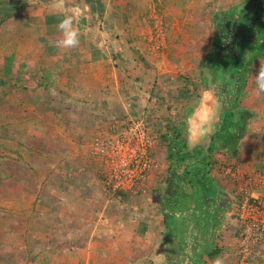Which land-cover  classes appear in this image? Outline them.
Instances as JSON below:
<instances>
[{
	"label": "crops",
	"instance_id": "1",
	"mask_svg": "<svg viewBox=\"0 0 264 264\" xmlns=\"http://www.w3.org/2000/svg\"><path fill=\"white\" fill-rule=\"evenodd\" d=\"M107 1L110 3V0ZM53 3L54 0H0V126L4 125L6 131L10 132L9 138H13L16 141L15 144L43 150L38 155L35 153L37 159L31 158L27 161L29 166L38 165V173L30 167L26 169L24 162L0 158V167L5 166L1 168L5 171L3 175L5 178L0 180V264H4L6 260L8 264H45L46 261V264H57V260L60 259H69L73 262L76 260V253L69 249H78L80 246L83 248L80 250L88 252L91 239L92 244L96 246V252L91 257L100 258L101 264H113V257L116 254L126 260L134 256L133 259L139 262L149 259L152 264H176L175 256L178 252H185L184 258H187V262L182 264H190L191 257L199 260L200 264H214L218 256L226 260L225 264H237L236 258H229L232 255L231 251L234 253L235 250L234 245L231 248V242L237 239L232 238L225 228L219 231L224 227L222 224L224 217L230 219L233 216V210L229 211V209L234 185L230 180L219 175L217 169L225 163L232 165L244 163V155L241 154L245 146L240 143L247 139L246 136L238 142L237 156L232 157L226 149H222L220 151L227 152L229 156H220L218 159L213 156L211 159L212 164L208 168L209 178L219 190L216 200L222 204L216 224L212 225L208 211L205 209L208 204L197 207L195 199L193 200L186 190H184L186 200L183 201L176 193L172 194L168 198L174 200H171L175 205L174 209L160 213L163 206H159L157 196L167 187L164 180L168 169L166 151L163 153L166 176L154 179L151 175L142 193L131 196L135 198V202L127 204L132 209H136L135 211L140 215L144 205L142 200L149 201L152 204L151 208L158 212L156 224L148 221L147 218L143 221L147 227L144 236L149 240L146 242L139 243L138 240L132 244L127 236L126 230L134 231L140 219L126 225L113 224L111 229H118L115 237L98 238L94 232L90 231L92 222L89 217L94 216L91 212L98 210L96 206L99 205V199L104 197L105 189L96 173L97 167L90 158L89 150H85V159L80 160L79 157L72 156L71 160L74 158V161L70 165L63 159V154L54 157L55 167L49 169L50 172L53 171L52 177L48 174L47 166H51L48 164L50 158L38 156L46 154L45 150L49 149L52 143L54 144L51 148H55L58 142L62 144L61 139L57 140L61 135H53L54 140L51 144L46 142L50 139L52 132H49V135L39 134L36 140L34 124L40 122L50 127L52 124L55 125V121L62 123L61 119H65L67 115L66 109L72 106L73 102L86 103L95 99L94 86H87L90 82L82 84L81 80H72L71 74V71L76 69L77 60L88 62L95 57L92 40L95 15L91 13L85 0H64V7L75 14V27H78L79 22L85 19V25H82L79 31V46L67 50L58 45L61 33L57 25L63 19V14L53 9ZM106 11L105 5L104 12ZM90 22L93 23L92 28H88ZM86 111L88 117L85 118V123L87 124L93 117L89 114L95 113L91 108ZM209 114L207 113L202 122L206 123ZM36 115L38 119L43 120H36ZM193 121L199 123L196 118ZM88 125L86 127L89 132H92L93 123ZM195 132L201 134L202 130L197 129ZM195 139L192 137L191 140L196 141ZM35 140L38 146L34 145ZM78 143H80L79 140ZM76 144L77 139L72 145ZM261 179L263 183L260 191L264 203V177L261 176ZM162 183L164 188L159 192L158 188ZM84 196H90L93 207L85 201ZM26 198L30 199L29 205L32 203L26 211L14 213V210L10 212L13 208H2L5 207L3 204H10L9 207L18 205V200L26 201ZM3 199L7 202L1 201ZM227 201L229 203L225 204ZM90 207L95 210H90ZM82 210H85L82 214L84 219L88 218V221L85 220L88 223L83 224V230L80 229L79 232L76 227L79 223L77 214ZM167 214L171 219L169 222L167 219L165 221ZM234 223L237 228L236 222ZM109 230L107 229V234ZM122 231L126 233L125 236L122 235ZM74 233L78 235L75 236ZM221 233L227 234L228 237L222 236ZM131 244L130 250L118 248V246L126 248ZM109 246L114 252L112 258H107ZM181 249L184 251H179ZM215 249L218 250V255L209 256ZM66 253H69L68 258ZM260 254L264 255V247ZM262 258L264 264V256Z\"/></svg>",
	"mask_w": 264,
	"mask_h": 264
},
{
	"label": "rangeland",
	"instance_id": "2",
	"mask_svg": "<svg viewBox=\"0 0 264 264\" xmlns=\"http://www.w3.org/2000/svg\"><path fill=\"white\" fill-rule=\"evenodd\" d=\"M243 1L110 0V3H108L105 0L107 11L104 12L101 18L95 16V26L92 33L94 50H99V54L88 62L80 61L81 59L77 60L76 69L71 71L72 80H81L82 84L90 82L87 86H94L95 99L86 103L79 101L76 104L73 102L72 106L66 109L67 115H65V119H61L62 123L55 121V125L52 124L50 127L40 122L34 124V132L37 134L36 140H38L39 134L49 135V132H52L50 139L46 142V144H51L54 140L53 135H61L57 140L61 139L62 144L58 142V144H55V148H51L54 144L52 143L51 147L45 150L46 154L38 156L39 158L41 156L50 158L48 164L51 166H47L48 174L52 177L53 171L50 172L49 169L55 167L54 157L63 154V159L66 160L65 162L68 165L72 164L75 157H79L80 160L85 159V150H89L88 142L92 135L112 124L123 123L124 120L129 118H138L146 122L150 133L156 139L155 157L158 168L152 174L154 179L166 176L163 153L166 151L165 147L177 146L179 143L177 141L180 138L177 136L178 139L176 140V138H173V134L180 126L185 131L188 148H192L196 144L203 145L202 153H204L209 139L219 129L223 111L221 96H217L219 90L203 63L212 49L214 16ZM261 51V56L253 61V66L246 75L247 86L239 94L238 100V107L251 113L243 122L244 130L241 139L245 136L247 139L240 143V145L245 146V148L243 147V154H241L244 155V163L240 162L236 165L225 163L220 166L221 168L237 167L242 172L256 173L264 177V98H257L253 94L255 88L254 76L259 64L264 63V47ZM84 55L86 54L84 53ZM119 80L124 82L119 84L121 82ZM90 108L93 109L95 114L92 112L89 114L93 117L86 124L85 118L88 117L86 109L89 110ZM207 113L210 114L206 119V123H204L202 120L205 119ZM36 114L38 113L36 112ZM35 118L38 121L43 120L38 119L37 115ZM194 118L199 123L193 121ZM44 120L47 119L44 118ZM49 122L52 123V121ZM91 123H93L92 132H89L86 125H91ZM197 129H201L202 133L195 132ZM9 135L10 132L6 131L4 125H1L0 158L24 162L26 169L30 167L35 173H38V165L29 166L27 161L31 158L37 159L35 153L38 155L43 150L27 148L23 144L22 146L17 145L13 138H9ZM192 137H195L196 141H192ZM76 139L78 145L73 146L72 143ZM36 140L34 145L38 146ZM78 140L82 143H78ZM63 143L65 144L63 145ZM237 150L238 148H236ZM29 152L31 153L29 154ZM227 152L222 153L217 150L214 152V157L218 159L220 156H229ZM72 156L74 158L71 160ZM2 167H0V180L5 178L3 176L5 171L1 169ZM221 168L217 169V173L224 177ZM96 173H98V170H96ZM224 178L233 183L231 179ZM233 185L235 186L234 183ZM163 188L162 183L159 185L158 191L161 192ZM104 192V197L99 199V205L96 206L98 210L91 212L94 213L92 218L88 216L90 222H92L89 228L90 231L94 232L98 238L101 236L102 238L115 237L118 229L112 230L113 224L126 225L140 219L141 221L134 231L126 230L128 232L127 236L132 244L138 240L139 243L149 241L144 236L147 227L143 221L147 218L148 221L150 220L153 224H156V216L158 215V212L151 208V202L142 200L144 205L142 213L139 215L135 211L136 209H132L131 206L127 205L135 202L134 197L113 196L106 190ZM259 193L261 194L260 190ZM26 199V201L18 200V205L14 204L13 207H9L10 204H3L5 207L2 208H13L10 212L14 210V213L26 211L30 208V205L32 206V203L28 204L30 199ZM84 199L92 207L94 206L91 204L90 196H84ZM6 200L1 201L5 202ZM102 200L104 201L101 202ZM127 200L130 202L128 203ZM16 207L18 208L16 209ZM92 207H90V210L94 209ZM233 209L234 203L230 205L229 211ZM83 211L85 212V210H82L77 214L79 227H76L79 232L80 229L83 230V224L88 223L85 222V220L88 221V218L84 219ZM234 222L233 216L230 219L225 216L224 223H222L224 227L221 226L222 228L219 231L225 228L232 238L238 239V236L235 235H238V228L235 227ZM107 229H110L108 234ZM78 233H74L75 236ZM122 233L125 236L126 233L123 231ZM221 234L228 237L225 233ZM132 244L127 245L126 248L122 246H118V248L130 250ZM148 245L144 246L148 247ZM233 245L235 250L234 253L231 251L232 255L229 258H236L237 262V241L231 242V248ZM79 247L78 249H69V251L76 253L75 261L70 262L69 259H60L61 261L57 260V264H101L100 258L91 257L96 252V246L92 244V239L89 241L90 250L88 252L80 250L83 248ZM108 248V256H106L112 258L114 252L111 246ZM66 254L68 258L69 253ZM155 255L156 251L154 252ZM184 256L185 252L176 253V264L186 263L187 258H184ZM263 256L260 254L249 264H263ZM133 258L134 256H130V259L126 260L116 254L113 257V264H152L149 259L139 262ZM221 258L223 259V257ZM225 263L226 260L223 259V264Z\"/></svg>",
	"mask_w": 264,
	"mask_h": 264
},
{
	"label": "trees",
	"instance_id": "3",
	"mask_svg": "<svg viewBox=\"0 0 264 264\" xmlns=\"http://www.w3.org/2000/svg\"><path fill=\"white\" fill-rule=\"evenodd\" d=\"M85 3L97 18L102 17L105 0H85ZM213 24L212 49L203 63L211 74L218 92L223 96L219 129L211 137V144L204 153L199 147L189 152L182 126L175 131L173 138L178 136L179 143L177 146L165 147L168 169L164 182L167 187L157 196L158 204L163 206L160 210L162 214L164 210L174 209L175 205L171 202L174 200L168 197L176 193L184 201L187 197L184 190H187L193 200L195 199L197 207L208 204L205 209L208 211L211 225L216 224L222 204L216 200L219 190L209 178L208 168L212 164L210 155L213 148L218 147L226 149L235 157L238 142L243 135V122L251 115L247 110L238 107V100L239 94L247 86L246 75L253 66V61L261 56L264 47V0H244L225 12L217 13ZM82 25H85V19L79 22L77 27L79 31ZM92 27L93 23H88V28ZM94 54L97 56L99 50H95ZM186 160L193 161L191 164H185ZM166 219L167 222L171 220L169 214L165 216V221ZM218 253L215 249L209 256L213 257ZM189 260L190 264H200L195 257ZM7 261L4 264H8Z\"/></svg>",
	"mask_w": 264,
	"mask_h": 264
},
{
	"label": "built area",
	"instance_id": "4",
	"mask_svg": "<svg viewBox=\"0 0 264 264\" xmlns=\"http://www.w3.org/2000/svg\"><path fill=\"white\" fill-rule=\"evenodd\" d=\"M156 139L142 119L129 118L96 132L88 142L104 189L113 196H137L158 168ZM235 184L233 217L238 228L237 264H249L264 247L263 180L256 173L222 167Z\"/></svg>",
	"mask_w": 264,
	"mask_h": 264
},
{
	"label": "clouds",
	"instance_id": "5",
	"mask_svg": "<svg viewBox=\"0 0 264 264\" xmlns=\"http://www.w3.org/2000/svg\"><path fill=\"white\" fill-rule=\"evenodd\" d=\"M53 9L63 14V19L57 25L58 31L61 33V39L58 45L64 49L70 50L79 46L80 32L75 27V14L64 7V0H54ZM255 88L253 94L257 98H264V63L259 64V68L254 76ZM209 131L211 129H208ZM214 264H223V259L218 257Z\"/></svg>",
	"mask_w": 264,
	"mask_h": 264
},
{
	"label": "flooded vegetation",
	"instance_id": "6",
	"mask_svg": "<svg viewBox=\"0 0 264 264\" xmlns=\"http://www.w3.org/2000/svg\"><path fill=\"white\" fill-rule=\"evenodd\" d=\"M219 95L221 96V98L223 97V96L218 92L217 96H219ZM212 136H213V135H212ZM210 139H211V138H210ZM210 139H209V142H208L207 146L205 147V150L208 149V146H210V144H211V140H210ZM195 147H199L200 149L204 148L203 145H200V146H199V145L196 144V145H194L192 148H188L189 152H192V151H193L192 149L195 148ZM217 150L220 151V150H222V149H219L218 147H214V148H213V152H212V154L210 155V158H211V159H212L213 156H214V152H216ZM197 153H198V150H197ZM196 155H197V154H196ZM192 161H193V160H186V161H185V164H191ZM211 161H212V160H211ZM186 191H187V190H186ZM228 203H229V201H227L225 204H228Z\"/></svg>",
	"mask_w": 264,
	"mask_h": 264
}]
</instances>
